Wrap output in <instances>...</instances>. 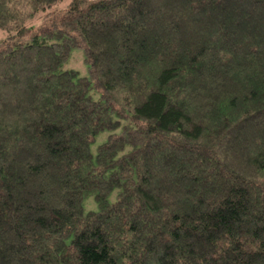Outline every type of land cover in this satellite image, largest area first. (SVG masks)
<instances>
[{"label": "trees", "instance_id": "obj_1", "mask_svg": "<svg viewBox=\"0 0 264 264\" xmlns=\"http://www.w3.org/2000/svg\"><path fill=\"white\" fill-rule=\"evenodd\" d=\"M61 1L0 0V264H264V0Z\"/></svg>", "mask_w": 264, "mask_h": 264}, {"label": "rangeland", "instance_id": "obj_2", "mask_svg": "<svg viewBox=\"0 0 264 264\" xmlns=\"http://www.w3.org/2000/svg\"><path fill=\"white\" fill-rule=\"evenodd\" d=\"M91 1V0H89ZM68 0H63L61 1V3L59 4L60 8H63L67 5ZM260 15H262L260 13ZM254 19H249L247 20L245 18V22L242 23L241 25H243L242 27L239 28V32L241 34H243V30L247 33H250L252 36L256 37V34H260V37H262L264 39V19L259 16V14H256L254 16H252ZM261 17L258 21V18ZM263 21L262 23H260V21ZM251 36V37H252ZM85 56H86V48L82 45H79L78 47H75L67 61L63 64V68L65 69H73L76 70L78 72L79 75H87L88 74V63L85 60ZM245 139H235V143H233V146L231 148H233L232 150L234 152H240L242 154V156L247 155L248 151H244L241 147L244 146H250L252 147V145H255V137L257 136H262V138H264V129H263V125L261 126H257L255 124H253L252 126H250L248 129H246L245 132ZM237 144H239V148H237ZM242 145V146H241ZM84 207L86 210L88 209H94L95 205L93 203V201L89 198L86 199L84 201Z\"/></svg>", "mask_w": 264, "mask_h": 264}]
</instances>
